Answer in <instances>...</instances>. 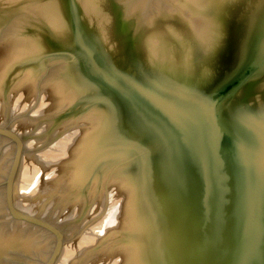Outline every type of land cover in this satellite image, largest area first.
I'll return each instance as SVG.
<instances>
[{"label":"water","instance_id":"95a60500","mask_svg":"<svg viewBox=\"0 0 264 264\" xmlns=\"http://www.w3.org/2000/svg\"><path fill=\"white\" fill-rule=\"evenodd\" d=\"M0 264H264V0H0Z\"/></svg>","mask_w":264,"mask_h":264}]
</instances>
